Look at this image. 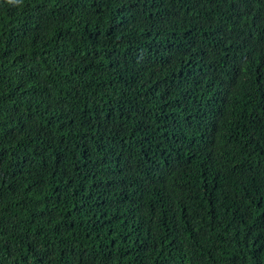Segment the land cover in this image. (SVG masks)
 Listing matches in <instances>:
<instances>
[{
    "label": "trees",
    "instance_id": "16d2710c",
    "mask_svg": "<svg viewBox=\"0 0 264 264\" xmlns=\"http://www.w3.org/2000/svg\"><path fill=\"white\" fill-rule=\"evenodd\" d=\"M0 264H264V0H0Z\"/></svg>",
    "mask_w": 264,
    "mask_h": 264
}]
</instances>
